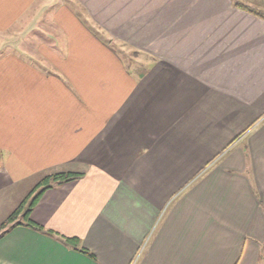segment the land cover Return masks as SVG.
I'll list each match as a JSON object with an SVG mask.
<instances>
[{"label": "crops", "instance_id": "obj_1", "mask_svg": "<svg viewBox=\"0 0 264 264\" xmlns=\"http://www.w3.org/2000/svg\"><path fill=\"white\" fill-rule=\"evenodd\" d=\"M49 5L0 0V34L53 30L0 56V190L81 177L32 210L54 234L15 227L0 264H264V19L233 0H64L44 22Z\"/></svg>", "mask_w": 264, "mask_h": 264}, {"label": "rangeland", "instance_id": "obj_2", "mask_svg": "<svg viewBox=\"0 0 264 264\" xmlns=\"http://www.w3.org/2000/svg\"><path fill=\"white\" fill-rule=\"evenodd\" d=\"M46 0H44L45 3ZM64 0H54L55 5H49L50 7L45 14L44 19L42 21L45 22L47 14H50L58 4H61ZM235 3H239L245 5L252 10L259 12L264 15V0H233ZM38 19V18H37ZM40 21V19L38 20ZM47 33H46V31ZM19 31L22 33V29H13L8 33L0 34V56L2 54L20 50H30L36 52L38 47L42 43H47L51 40L49 33H53V30L50 27L36 28L33 30L27 31L25 34H19ZM50 35V36H49ZM21 36H23L21 38ZM35 37L34 40L31 39ZM27 37V39H25ZM21 38V39H20ZM45 41V42H44ZM50 43V42H49ZM114 48L117 50L118 53L121 54V57L124 59L127 64H131V66L135 67L136 63L138 64L139 58L136 56L137 54L128 47H124L121 45H114ZM5 156L3 152L0 151V167L4 163ZM36 179V176L35 178ZM26 183H20L19 185L9 187L5 190H0V225L5 223L6 220L10 217V215L15 211L16 208L20 206V204L24 201V199L29 195V192L33 191L32 188H27ZM32 189V190H31ZM38 193H35L30 198V202L36 198ZM24 197V198H23ZM20 220H22L20 218Z\"/></svg>", "mask_w": 264, "mask_h": 264}, {"label": "trees", "instance_id": "obj_3", "mask_svg": "<svg viewBox=\"0 0 264 264\" xmlns=\"http://www.w3.org/2000/svg\"><path fill=\"white\" fill-rule=\"evenodd\" d=\"M235 6L264 19L263 14L256 12L245 5L235 3ZM80 177H81L80 174H75V173H57L43 178L35 186L33 191H31L29 195L24 199V201L20 204V206L15 209V211L10 215V217L6 220V222L0 225V239H2L5 235H7L12 229L21 225L35 229L40 232H47L49 234H54V232L46 231L42 226L36 224L31 220L30 216L32 210L34 209V207L36 206L42 195L48 189H52L56 186H61L67 182L77 180ZM35 193H38L36 198H34L32 202H30L31 196H33ZM20 218L22 220H20ZM63 238L65 242L70 246H72L73 248L75 249L79 248L78 250H80L81 252L88 254L91 257H94L93 254L89 253L87 250L81 247L80 240L78 238H65V237Z\"/></svg>", "mask_w": 264, "mask_h": 264}]
</instances>
